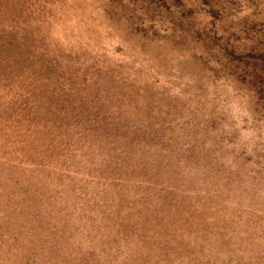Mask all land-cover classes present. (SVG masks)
Instances as JSON below:
<instances>
[{"label": "rangeland", "instance_id": "374dc122", "mask_svg": "<svg viewBox=\"0 0 264 264\" xmlns=\"http://www.w3.org/2000/svg\"><path fill=\"white\" fill-rule=\"evenodd\" d=\"M0 264H264V0H0Z\"/></svg>", "mask_w": 264, "mask_h": 264}]
</instances>
